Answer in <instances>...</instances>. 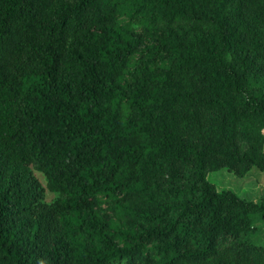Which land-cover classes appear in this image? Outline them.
Segmentation results:
<instances>
[{
  "label": "trees",
  "instance_id": "16d2710c",
  "mask_svg": "<svg viewBox=\"0 0 264 264\" xmlns=\"http://www.w3.org/2000/svg\"><path fill=\"white\" fill-rule=\"evenodd\" d=\"M263 76L264 0H0V264H264Z\"/></svg>",
  "mask_w": 264,
  "mask_h": 264
},
{
  "label": "rangeland",
  "instance_id": "374dc122",
  "mask_svg": "<svg viewBox=\"0 0 264 264\" xmlns=\"http://www.w3.org/2000/svg\"><path fill=\"white\" fill-rule=\"evenodd\" d=\"M248 90L250 94L264 98V76L261 79H251L248 83ZM262 134L264 135V129ZM34 174L45 187L42 175L37 171H34ZM208 179L219 192L228 190L235 193L240 199L254 203L264 198V174L256 169L250 170L243 177H237L226 169H220L209 173ZM56 197V194L45 192L47 203L52 202ZM250 220V225L252 228H256V231L248 237V240L250 243L264 248V221L257 215H252Z\"/></svg>",
  "mask_w": 264,
  "mask_h": 264
}]
</instances>
